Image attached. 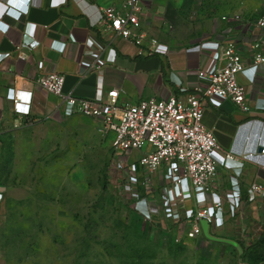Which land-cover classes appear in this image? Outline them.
Instances as JSON below:
<instances>
[{
	"label": "crops",
	"instance_id": "crops-1",
	"mask_svg": "<svg viewBox=\"0 0 264 264\" xmlns=\"http://www.w3.org/2000/svg\"><path fill=\"white\" fill-rule=\"evenodd\" d=\"M126 1L0 0V132L79 115L68 116L62 98L38 85L40 61L47 69L65 75L67 93L93 99L117 88L121 104H136L143 99L196 93L195 87L201 84L199 70L209 65L212 57V51L203 49L202 43H234L247 67L239 80L245 85L249 109L232 101L216 106L203 98L204 124L213 130L221 150L232 153L233 159L226 161L217 155L214 192L197 194L188 201L210 205L219 196L228 207L234 202L232 189L238 185L241 207L233 218L225 213L226 224L221 229L223 236L227 233L235 237L240 218L264 220V194L252 200L249 192L254 183L264 184V167L244 156L261 152L264 139V62L258 65L255 79L251 68L257 56L264 55V28L258 25L264 15V0H252V4L238 5L226 12L218 8V0L209 7L192 0H142L139 16L144 29L169 47L168 54L152 56L147 52L139 55L138 46L130 40H113V32L100 21L103 8L129 11ZM205 12L211 14L202 15ZM5 26L11 30L6 32ZM30 26L31 35L40 43L18 50L16 46L29 34ZM90 39L105 46L99 54L102 65L98 69L93 68L98 57L89 53ZM160 175L159 190L147 192L157 202L164 182L162 172ZM0 192L4 196L7 187Z\"/></svg>",
	"mask_w": 264,
	"mask_h": 264
},
{
	"label": "rangeland",
	"instance_id": "rangeland-1",
	"mask_svg": "<svg viewBox=\"0 0 264 264\" xmlns=\"http://www.w3.org/2000/svg\"><path fill=\"white\" fill-rule=\"evenodd\" d=\"M252 3L217 2L225 12ZM113 138L99 120L82 114L0 132V185L7 187L0 264H264V220L240 218L235 237L221 236L238 241L240 252L205 236L188 240L178 225H163L161 215L147 216L137 194L148 189L129 186L127 168L119 178ZM160 174L152 191L159 190Z\"/></svg>",
	"mask_w": 264,
	"mask_h": 264
},
{
	"label": "built area",
	"instance_id": "built-area-1",
	"mask_svg": "<svg viewBox=\"0 0 264 264\" xmlns=\"http://www.w3.org/2000/svg\"><path fill=\"white\" fill-rule=\"evenodd\" d=\"M125 6L129 11L123 12L116 7L101 10L100 21L106 23L113 32V40L124 38L134 42L139 48V55L146 52L149 56L168 54V45L150 37L143 27L139 16L142 0H127ZM258 25L264 28V15L258 19ZM5 30L8 32L11 28L6 26ZM28 32L23 42L17 44L18 50L23 46L34 48L39 45L40 42L31 35L32 26ZM147 40L149 44L146 43ZM88 44L91 48L89 53L98 57L93 64V68L98 69L102 65L99 54L105 50V46L94 39H90ZM202 47L211 50L212 57L209 65L199 70L201 84L195 87L196 93L185 97L143 99L136 104H121L120 90L117 88L108 90L105 96L93 99L67 93L64 89L65 75L47 69L44 61L38 62V85L62 98L68 116L82 114L99 120L107 133L114 134L112 147L117 157L115 170L119 178L123 177V171L127 168L132 173L128 185H142L151 192L155 174L162 172L164 182L160 202L148 195L141 197L139 193L137 202L143 201L147 216L161 215L163 225L164 222L171 226L178 225L183 237L188 240L204 237L201 225L203 219L209 223L210 232L214 236H223L221 229L226 224L225 213L233 218L241 207L238 185L232 189L230 195L234 202L228 207L219 196L210 205L187 204L197 194L214 192L218 176L217 155L226 161L233 159L232 153L221 150L213 130L204 124L203 98L216 106L232 101L242 109H249L245 85L239 80L247 67L235 44L205 41ZM19 58L25 59V56L19 54ZM263 62L264 55H258L251 67L254 69L253 79L258 65ZM11 96L17 100L14 94ZM261 147L262 151L258 154L249 152L244 156L246 159L256 160L264 167V139ZM139 151H142L140 158L131 160L132 155ZM249 192L250 198L256 199L264 194V184L254 183ZM2 198L3 193L0 192V200Z\"/></svg>",
	"mask_w": 264,
	"mask_h": 264
},
{
	"label": "water",
	"instance_id": "water-1",
	"mask_svg": "<svg viewBox=\"0 0 264 264\" xmlns=\"http://www.w3.org/2000/svg\"><path fill=\"white\" fill-rule=\"evenodd\" d=\"M262 150V148L260 149V151ZM1 191H5L6 187H0ZM201 225L203 227V231H204V236L210 240H214V241H221V242H225L231 245H234L240 252L243 251V248L241 246V244L233 239H227V238H221V237H217L214 236L211 232H210V226L209 223L206 220H201Z\"/></svg>",
	"mask_w": 264,
	"mask_h": 264
},
{
	"label": "trees",
	"instance_id": "trees-1",
	"mask_svg": "<svg viewBox=\"0 0 264 264\" xmlns=\"http://www.w3.org/2000/svg\"><path fill=\"white\" fill-rule=\"evenodd\" d=\"M261 237H262V239L264 240V224H263V230H262Z\"/></svg>",
	"mask_w": 264,
	"mask_h": 264
},
{
	"label": "snow or ice",
	"instance_id": "snow-or-ice-1",
	"mask_svg": "<svg viewBox=\"0 0 264 264\" xmlns=\"http://www.w3.org/2000/svg\"><path fill=\"white\" fill-rule=\"evenodd\" d=\"M5 27H6V26H5ZM23 111H25V112H26V111H28V109H27V108H23Z\"/></svg>",
	"mask_w": 264,
	"mask_h": 264
}]
</instances>
